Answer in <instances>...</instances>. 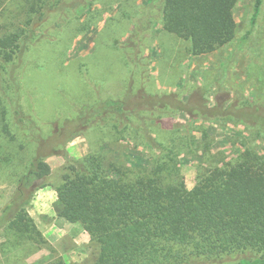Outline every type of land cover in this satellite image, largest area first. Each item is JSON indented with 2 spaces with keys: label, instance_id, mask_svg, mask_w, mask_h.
<instances>
[{
  "label": "trees",
  "instance_id": "obj_1",
  "mask_svg": "<svg viewBox=\"0 0 264 264\" xmlns=\"http://www.w3.org/2000/svg\"><path fill=\"white\" fill-rule=\"evenodd\" d=\"M238 1L151 0L147 10L161 9L163 28L189 40L193 55H203L236 38ZM262 4L255 1L253 23ZM22 6L12 16L17 21L0 30V72L7 74V82H0V178L15 186L0 212L8 242L18 247L26 240L45 241L28 208L38 190L52 186L58 214L81 223L99 244L92 264H264V155L246 145L233 163L199 166L194 187L185 191L178 157L196 152L194 118L164 129L161 97L130 87L122 98L86 104L74 118L55 121L44 136L21 103L15 62L34 44L35 30L67 7L64 0H26ZM184 106L176 108L185 111ZM255 106L222 111L205 106L195 113L264 133V106ZM89 131L99 134L92 151L73 157L69 142ZM120 141L133 143L135 150L149 148L150 164H122L102 152ZM54 154L66 161L56 180L47 161ZM57 264L66 263L60 258Z\"/></svg>",
  "mask_w": 264,
  "mask_h": 264
},
{
  "label": "rangeland",
  "instance_id": "obj_2",
  "mask_svg": "<svg viewBox=\"0 0 264 264\" xmlns=\"http://www.w3.org/2000/svg\"><path fill=\"white\" fill-rule=\"evenodd\" d=\"M64 1V12L51 15L35 30L34 44L15 62L21 103L44 136L51 133L55 121L63 124L74 118L86 104L122 98L130 87L135 93L144 90L161 97L158 116L164 129L194 118L196 152L178 157L185 191L194 187L199 166L233 163L246 145H253L259 155H264V133L232 120L209 121L196 116L200 112L196 108L205 106L220 111L238 104L241 108L256 107L257 103L264 106V0L254 23L256 0H239L234 12L236 38L203 55H193L189 40L163 28L161 9L147 10L151 0ZM24 2L0 0V30L16 19L12 16ZM148 19L153 20L150 26ZM5 75L0 72V82H7ZM182 104L185 111L177 109ZM98 135L89 131L73 136L68 144L70 154L77 158L89 154ZM208 144L212 146L208 148ZM101 149L122 164H150L149 148L135 150L131 142L120 141ZM25 155H29V149ZM47 161L54 170L53 180L58 179L66 165L64 157L54 154ZM14 189L0 178V212ZM38 191L28 208L30 214L38 209L34 202ZM58 211L57 199L54 216L43 214L41 220L39 212L31 214L43 242L26 240L16 247L8 242L7 230L0 229V264H57L60 258L66 264H92L99 254V244L81 223L69 222ZM56 218L69 223L61 224L62 220Z\"/></svg>",
  "mask_w": 264,
  "mask_h": 264
},
{
  "label": "crops",
  "instance_id": "obj_3",
  "mask_svg": "<svg viewBox=\"0 0 264 264\" xmlns=\"http://www.w3.org/2000/svg\"><path fill=\"white\" fill-rule=\"evenodd\" d=\"M57 199H58V195H57L56 190H51L50 187H45V188L41 189L40 191H38L37 200H34V202H36V204H37L38 209L35 208L32 211V213L36 216L37 212H39L41 220H43V217H42L43 214H45V215L50 214V216H51L53 206H54L55 201ZM33 214H32V216H33ZM52 216H54L53 213H52ZM56 219L62 220L61 224L67 225L68 221H66L65 219H63V218H56Z\"/></svg>",
  "mask_w": 264,
  "mask_h": 264
}]
</instances>
